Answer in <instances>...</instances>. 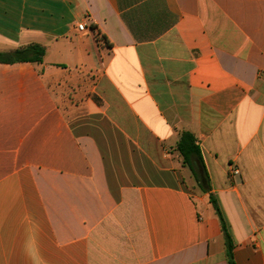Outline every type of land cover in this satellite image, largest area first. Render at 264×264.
I'll list each match as a JSON object with an SVG mask.
<instances>
[{
    "label": "crops",
    "instance_id": "crops-1",
    "mask_svg": "<svg viewBox=\"0 0 264 264\" xmlns=\"http://www.w3.org/2000/svg\"><path fill=\"white\" fill-rule=\"evenodd\" d=\"M34 44L0 63V264H230L211 195L264 264V0H0V53Z\"/></svg>",
    "mask_w": 264,
    "mask_h": 264
},
{
    "label": "trees",
    "instance_id": "trees-1",
    "mask_svg": "<svg viewBox=\"0 0 264 264\" xmlns=\"http://www.w3.org/2000/svg\"><path fill=\"white\" fill-rule=\"evenodd\" d=\"M45 53L46 51L43 46L34 44L22 49L15 50L14 52L9 54L0 53V63L14 64L20 62H29V63L41 64L43 62ZM176 150L180 153L183 159V165L191 171L193 177L195 178L201 190L204 193H210L211 192L210 180L196 137L190 132H183L176 146ZM199 168L203 169L204 177L207 180L206 186L202 185V178L200 176ZM210 200L221 221L222 228L226 236L227 254H228L229 262L230 264H232L233 248H234L233 243L227 232L225 221L223 219L222 212L218 206L217 201L212 195Z\"/></svg>",
    "mask_w": 264,
    "mask_h": 264
},
{
    "label": "built area",
    "instance_id": "built-area-1",
    "mask_svg": "<svg viewBox=\"0 0 264 264\" xmlns=\"http://www.w3.org/2000/svg\"><path fill=\"white\" fill-rule=\"evenodd\" d=\"M77 29H78V31H79L81 34H83V35H87V34H89L90 31H91V30H89V28L87 27V25H86L85 23H81V24H79V25L77 26ZM234 173H235L236 175H238V174H239V170L236 169V170L234 171Z\"/></svg>",
    "mask_w": 264,
    "mask_h": 264
},
{
    "label": "water",
    "instance_id": "water-1",
    "mask_svg": "<svg viewBox=\"0 0 264 264\" xmlns=\"http://www.w3.org/2000/svg\"><path fill=\"white\" fill-rule=\"evenodd\" d=\"M199 172H200V176H201V178H202V185H203V186H206V185H207V180H206L205 177H204L203 169H202V168H199Z\"/></svg>",
    "mask_w": 264,
    "mask_h": 264
},
{
    "label": "rangeland",
    "instance_id": "rangeland-1",
    "mask_svg": "<svg viewBox=\"0 0 264 264\" xmlns=\"http://www.w3.org/2000/svg\"><path fill=\"white\" fill-rule=\"evenodd\" d=\"M195 187H197V186H195Z\"/></svg>",
    "mask_w": 264,
    "mask_h": 264
}]
</instances>
